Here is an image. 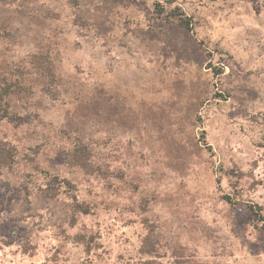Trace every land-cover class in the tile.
Here are the masks:
<instances>
[{"label":"rangeland","instance_id":"374dc122","mask_svg":"<svg viewBox=\"0 0 264 264\" xmlns=\"http://www.w3.org/2000/svg\"><path fill=\"white\" fill-rule=\"evenodd\" d=\"M169 1L0 0V264H264V0Z\"/></svg>","mask_w":264,"mask_h":264},{"label":"trees","instance_id":"16d2710c","mask_svg":"<svg viewBox=\"0 0 264 264\" xmlns=\"http://www.w3.org/2000/svg\"><path fill=\"white\" fill-rule=\"evenodd\" d=\"M169 9H170V15L174 18H177L180 25L186 29L192 30L191 27V17L186 16L185 13L182 12V8L180 6L174 5L173 1H169ZM167 9L161 2V0H156L155 3V12L164 15L166 13ZM32 65L37 67L38 69L44 70V75L48 78V82L50 84L54 83V73L52 70V67L50 66L49 61L43 56V55H35L32 59ZM16 86V84H13V82H6L4 85L0 86V115L1 116H7L9 111V103L7 101L10 94L13 92V88ZM2 157L4 159H8L10 157V154H2ZM76 157L81 161L79 162L82 167H85V163H83V158L80 154H76ZM78 160V161H79ZM84 205H80V212L88 213L87 208H84Z\"/></svg>","mask_w":264,"mask_h":264}]
</instances>
